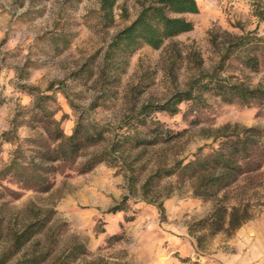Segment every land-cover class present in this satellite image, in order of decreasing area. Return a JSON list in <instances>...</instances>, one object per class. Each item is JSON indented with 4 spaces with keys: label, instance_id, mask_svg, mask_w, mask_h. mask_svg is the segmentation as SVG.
I'll return each mask as SVG.
<instances>
[{
    "label": "rangeland",
    "instance_id": "rangeland-1",
    "mask_svg": "<svg viewBox=\"0 0 264 264\" xmlns=\"http://www.w3.org/2000/svg\"><path fill=\"white\" fill-rule=\"evenodd\" d=\"M195 2L198 14L185 15L192 31L168 39L158 50L142 46L126 65L113 69L102 64L101 56L112 36L135 18L134 0L117 2L108 28L100 19L99 0H0V135L9 128L16 107L31 104L20 85L45 91L53 84L47 94L56 98L55 119L62 121L66 135L73 132L82 110L95 123L114 128L142 105L163 104L211 73L219 56L210 32L241 35L255 30L264 37V21L252 16V0ZM121 6L127 9V19L120 17ZM83 65L91 77L75 74ZM218 73L231 82L264 89V67L249 72L231 60ZM192 91L199 95L196 88ZM198 101L179 104L175 115L153 113L165 126L186 133L167 146L147 149L142 157L150 169L158 161L190 158L200 148L208 153L217 144L207 136L220 126L264 128V106L228 105L207 92ZM92 105L97 108L89 110ZM18 130L21 140L36 134L24 127ZM0 148L1 169L14 146L5 143ZM52 177L54 186L44 194L21 190L11 178L0 179V264L44 253L49 254L44 264H264V166L252 180L255 189L243 197L251 205L252 218L232 234L207 238L203 248H197L187 228L210 212L212 202L194 198L188 183L168 179L148 203L139 196L144 175L131 195L119 167L99 164L87 173ZM242 186L240 182L231 196L240 197ZM113 207L121 210L110 212ZM32 224L42 226L37 235L5 259L15 234ZM71 245L86 252L65 259Z\"/></svg>",
    "mask_w": 264,
    "mask_h": 264
},
{
    "label": "trees",
    "instance_id": "trees-1",
    "mask_svg": "<svg viewBox=\"0 0 264 264\" xmlns=\"http://www.w3.org/2000/svg\"><path fill=\"white\" fill-rule=\"evenodd\" d=\"M118 1L99 0L100 19L107 28L114 23ZM134 3L138 7L137 14L128 26L112 36L101 56L103 65L118 69L126 65L128 57L142 46L160 49L168 39L192 31L193 23L185 15H195L199 11L195 0H134ZM120 10L121 19H127V9L121 6ZM251 12L257 20L264 21V0H252ZM209 37L219 56L211 73L201 76L195 85L183 92L173 94L163 104L142 105L135 115L118 122L114 128L95 123L86 117L87 111L82 110L73 132L66 135L61 128L62 121L55 119L58 113L56 98L47 94L53 91V84L45 91L20 85V90L31 96L32 101L28 107H16L9 128L0 135V147L5 143L14 146L10 161L0 169V179L11 178L21 190L44 194L54 186L52 176L65 172L87 173L99 164H106L121 169L131 195L135 193L134 187L139 183L140 176L144 175L138 188L139 196L142 201L152 203V197L158 193L161 184L176 178L180 185L189 184L194 198L212 202L210 212L187 228L197 248H203L202 243L207 238L237 231L252 218L251 205L243 197L246 192L255 189L252 180L264 166V128L238 124L220 126L207 136L212 144H217L214 148L210 147L208 153L204 154L203 148H200L190 158H172L168 163L158 161L151 169L142 157L147 149L167 146L186 133V130L175 132L165 126L152 117L153 113L175 115L179 104L184 101L197 104L200 95L205 92L228 105L264 106V89L251 88L239 80L231 82L218 73L231 60L238 61L243 70L258 72L264 67V37H260L255 30L241 35H232L227 31L220 35L210 32ZM86 67L83 65L75 74H88ZM194 88L199 95L193 93ZM70 106L76 111L71 102ZM94 106H90L89 110L97 108ZM23 127L34 130L36 134L21 140L18 129ZM240 182L244 185L243 194L238 198L232 197L231 192L238 189ZM157 208L162 212L161 203L157 204ZM118 210L121 209L113 207L110 212ZM41 227L28 225L21 233L15 234L11 249L4 258L11 250L15 252L30 242ZM68 250L63 256L72 260L86 252L77 245L69 246ZM48 258V253L33 254L18 259L15 264H44Z\"/></svg>",
    "mask_w": 264,
    "mask_h": 264
}]
</instances>
